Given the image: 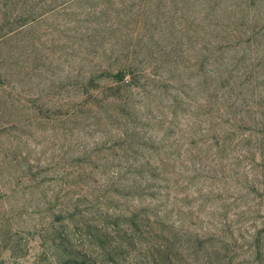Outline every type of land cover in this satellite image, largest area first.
Here are the masks:
<instances>
[{"label":"rangeland","instance_id":"1","mask_svg":"<svg viewBox=\"0 0 264 264\" xmlns=\"http://www.w3.org/2000/svg\"><path fill=\"white\" fill-rule=\"evenodd\" d=\"M5 1L0 36L16 16L68 2L0 40V264H163L167 252L172 264H264V141L251 149L264 135L249 142L254 154L197 145L188 170L172 165L184 175L170 174L168 191L144 159L130 169L116 131L89 117L124 91L86 78L208 68L201 38L217 22L235 34L244 0Z\"/></svg>","mask_w":264,"mask_h":264},{"label":"trees","instance_id":"2","mask_svg":"<svg viewBox=\"0 0 264 264\" xmlns=\"http://www.w3.org/2000/svg\"><path fill=\"white\" fill-rule=\"evenodd\" d=\"M10 1L1 5L7 8L8 4H13ZM67 2L45 9L36 17L32 12L16 16L18 20L14 25L10 24L0 40L13 34H23L32 22L55 15L57 9L67 5ZM23 4L28 5V2L20 5ZM239 6V10H245L241 11V16L233 19L241 26L235 34L218 22L209 24L211 30L208 33L215 31L209 39L208 36H201L202 30H195L196 37H202L201 46L206 52L199 64L208 68H201L191 76L144 75L127 68L105 70L99 75L86 74L88 84L100 77L107 82L108 89L125 93L124 97L113 95L106 99L104 110L97 108L94 111L96 106L91 105L89 117L93 116L96 124L107 128L111 126L116 131L118 143L122 144L125 153L121 158L126 164L129 161L130 169L144 159L145 166L153 171L149 173L150 181L157 182V185L159 181H164L162 188L168 191V184L172 180L170 174L176 175L173 180L177 183L184 175L181 172L177 178L178 173L172 165L184 159L180 165H186L184 169L188 170L187 165L192 164L193 158L196 159L192 151L197 145L207 153L214 147L220 151L227 148L243 151L248 146L246 151L250 153L261 149L259 145L264 138H254L253 150H249V142L254 134L264 135V0H244ZM216 9L215 5L213 12ZM237 12L233 10V16ZM251 14L253 22L246 27V18L249 19ZM235 25L238 26L237 23ZM157 79L163 85L156 87ZM144 80L154 81L155 84L150 86L151 91L143 84ZM147 85H150L149 82ZM174 134L176 138L172 137ZM192 169L194 171V167ZM190 178L187 177V180ZM146 189L149 191L151 187L147 185ZM157 190L155 188V192L148 195L157 199L160 193ZM165 217L167 220V215ZM169 227L173 229V226ZM171 246H168V250ZM161 259L163 264H172L169 252L163 254Z\"/></svg>","mask_w":264,"mask_h":264}]
</instances>
